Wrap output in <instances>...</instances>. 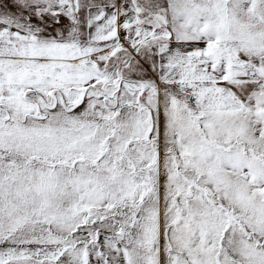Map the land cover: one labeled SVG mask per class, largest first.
Returning a JSON list of instances; mask_svg holds the SVG:
<instances>
[{
    "label": "snow or ice",
    "instance_id": "6c2138e0",
    "mask_svg": "<svg viewBox=\"0 0 264 264\" xmlns=\"http://www.w3.org/2000/svg\"><path fill=\"white\" fill-rule=\"evenodd\" d=\"M0 264H264V0H0Z\"/></svg>",
    "mask_w": 264,
    "mask_h": 264
}]
</instances>
